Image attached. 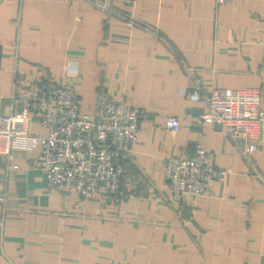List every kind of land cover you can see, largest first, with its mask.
<instances>
[{
  "label": "crops",
  "instance_id": "0c3cea01",
  "mask_svg": "<svg viewBox=\"0 0 264 264\" xmlns=\"http://www.w3.org/2000/svg\"><path fill=\"white\" fill-rule=\"evenodd\" d=\"M99 1L108 9L0 0V117L18 71L71 81L67 63L81 75L83 113L105 93L140 115L114 196L50 184L32 166L37 148L0 153V264H264V143L246 158L244 139L196 120L214 88L264 91V0ZM195 83L199 100L188 95ZM27 131L46 134L34 120ZM197 144L228 173L191 201L170 190L164 165Z\"/></svg>",
  "mask_w": 264,
  "mask_h": 264
},
{
  "label": "built area",
  "instance_id": "2783aa9c",
  "mask_svg": "<svg viewBox=\"0 0 264 264\" xmlns=\"http://www.w3.org/2000/svg\"><path fill=\"white\" fill-rule=\"evenodd\" d=\"M103 10L107 2L93 0ZM126 20L128 26L134 24ZM264 49V40H262ZM264 65V59H263ZM64 71L71 81L53 77L26 78L17 72L13 83L14 103L8 114L0 117V153L11 154L16 148H37L32 166L46 172L50 184L74 188L87 197L98 191L105 197L114 196L121 187L122 155L129 143L138 137L139 113L125 98L105 93L98 96L95 112L80 110L77 66L67 63ZM26 80L24 88L22 81ZM22 89L16 93L17 90ZM201 86L195 83L188 95L192 100L202 97ZM261 87L214 88L205 96L208 109L196 116L204 124H216L226 129L233 139L245 140L242 152L246 158L264 143V107ZM29 120L39 123L46 134L27 131ZM179 116L165 119V128L179 130ZM228 169L212 162L211 153L197 144L188 155H175L164 165V175L170 190L194 201L213 182H223Z\"/></svg>",
  "mask_w": 264,
  "mask_h": 264
}]
</instances>
